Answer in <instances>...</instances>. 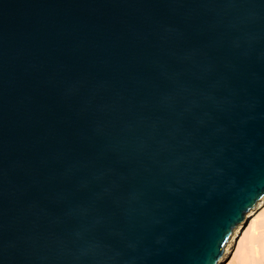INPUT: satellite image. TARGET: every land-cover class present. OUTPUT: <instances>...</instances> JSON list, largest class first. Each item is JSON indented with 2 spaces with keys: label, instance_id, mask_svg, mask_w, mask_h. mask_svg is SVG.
<instances>
[{
  "label": "water",
  "instance_id": "1",
  "mask_svg": "<svg viewBox=\"0 0 264 264\" xmlns=\"http://www.w3.org/2000/svg\"><path fill=\"white\" fill-rule=\"evenodd\" d=\"M264 198V0H0V264H217Z\"/></svg>",
  "mask_w": 264,
  "mask_h": 264
},
{
  "label": "bare ground",
  "instance_id": "2",
  "mask_svg": "<svg viewBox=\"0 0 264 264\" xmlns=\"http://www.w3.org/2000/svg\"><path fill=\"white\" fill-rule=\"evenodd\" d=\"M233 245L236 249L227 263ZM217 264H264V198L246 214V221L234 229L225 255Z\"/></svg>",
  "mask_w": 264,
  "mask_h": 264
},
{
  "label": "rangeland",
  "instance_id": "3",
  "mask_svg": "<svg viewBox=\"0 0 264 264\" xmlns=\"http://www.w3.org/2000/svg\"><path fill=\"white\" fill-rule=\"evenodd\" d=\"M236 246L233 245L232 249H231V253L228 256V258L226 259V262L228 263L231 259H232V254L235 252Z\"/></svg>",
  "mask_w": 264,
  "mask_h": 264
}]
</instances>
